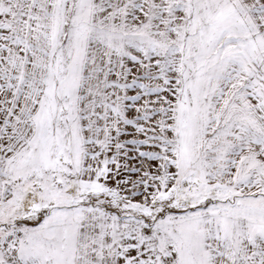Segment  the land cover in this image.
Listing matches in <instances>:
<instances>
[{
    "label": "snow or ice",
    "instance_id": "snow-or-ice-1",
    "mask_svg": "<svg viewBox=\"0 0 264 264\" xmlns=\"http://www.w3.org/2000/svg\"><path fill=\"white\" fill-rule=\"evenodd\" d=\"M0 264H264V0H0Z\"/></svg>",
    "mask_w": 264,
    "mask_h": 264
}]
</instances>
